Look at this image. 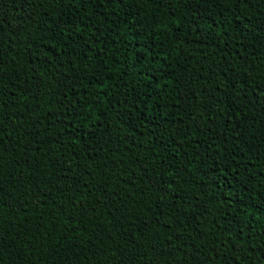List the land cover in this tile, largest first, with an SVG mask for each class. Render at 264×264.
Returning a JSON list of instances; mask_svg holds the SVG:
<instances>
[{
	"label": "trees",
	"instance_id": "16d2710c",
	"mask_svg": "<svg viewBox=\"0 0 264 264\" xmlns=\"http://www.w3.org/2000/svg\"><path fill=\"white\" fill-rule=\"evenodd\" d=\"M157 261L264 264V0H0V264Z\"/></svg>",
	"mask_w": 264,
	"mask_h": 264
},
{
	"label": "snow or ice",
	"instance_id": "6c2138e0",
	"mask_svg": "<svg viewBox=\"0 0 264 264\" xmlns=\"http://www.w3.org/2000/svg\"><path fill=\"white\" fill-rule=\"evenodd\" d=\"M104 4V0H101V6H103ZM81 207H83V205H81ZM157 264H159V262L157 261Z\"/></svg>",
	"mask_w": 264,
	"mask_h": 264
}]
</instances>
